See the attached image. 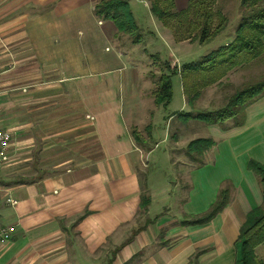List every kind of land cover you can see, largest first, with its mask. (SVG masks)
Segmentation results:
<instances>
[{
	"label": "crops",
	"instance_id": "1",
	"mask_svg": "<svg viewBox=\"0 0 264 264\" xmlns=\"http://www.w3.org/2000/svg\"><path fill=\"white\" fill-rule=\"evenodd\" d=\"M97 1H0V55L14 63L0 76V128L13 133L0 166V228L13 232L0 244V264H234L239 229L262 202L248 166L264 165V96L240 126L182 123L183 132L195 128L189 142L214 144L187 172L186 189L172 188L171 176L151 164L171 168L173 116L219 109L196 107L202 89L189 104L179 74L207 53L173 41L147 0H139L143 12L128 0L144 48H158L156 62L177 70L170 104L157 106L158 77L138 53L146 49L121 46L114 25L94 15ZM187 2L174 0L175 10ZM223 191L226 204L197 223Z\"/></svg>",
	"mask_w": 264,
	"mask_h": 264
},
{
	"label": "trees",
	"instance_id": "2",
	"mask_svg": "<svg viewBox=\"0 0 264 264\" xmlns=\"http://www.w3.org/2000/svg\"><path fill=\"white\" fill-rule=\"evenodd\" d=\"M150 13L161 25L175 34V42L180 40L198 42L200 45L211 43L224 29L226 19L218 14V22L213 28L214 15L211 11L213 0H188L187 6L180 12L175 11L174 0H147ZM242 15L234 31L232 41L211 50L199 60L183 64L179 70L183 80V88L187 95L192 92V99L199 95V89L218 83L227 73L248 65L252 61L264 57V0H240ZM94 15L100 20L111 22L119 36H127L132 44H139L140 30L131 13L128 0H98L94 6ZM194 33L191 38L182 37L185 32ZM189 35V33H187ZM165 74L157 80L154 103L166 108L171 101V78L176 69H170L163 64ZM201 87V88H200ZM264 96V80L236 91L229 96L225 104L214 111L192 113H179L176 116L186 121L193 120L205 125H219L230 121L235 127L240 126L244 120L245 109L251 103ZM188 97V96H187ZM191 104L190 100L187 101ZM137 132L132 136L138 142ZM213 141L199 138L190 141L185 147V156L188 161L197 166L203 164L202 156L213 146ZM251 170L259 179L261 185L262 202L251 210L239 229L235 243L236 259L234 264H264L257 261L254 249L264 242V165L255 162L249 163ZM140 209L145 210L149 199L141 196ZM226 204V193L223 191L209 214L202 217L197 223L208 221Z\"/></svg>",
	"mask_w": 264,
	"mask_h": 264
},
{
	"label": "rangeland",
	"instance_id": "3",
	"mask_svg": "<svg viewBox=\"0 0 264 264\" xmlns=\"http://www.w3.org/2000/svg\"><path fill=\"white\" fill-rule=\"evenodd\" d=\"M0 1L3 2V0ZM133 3L137 4V8H139L142 12L145 10L143 5L139 3V0H133ZM210 7L214 15L213 23H211L212 27L214 28L218 22V18H217L218 14L224 16V18L226 19V24L224 25V29L221 31V33L211 43H209V45L208 44L204 46L200 45L201 47L199 48L198 51L200 52V55L209 53L211 50H214L220 45H222L223 42L225 41L232 40L234 37V31L238 25V22L240 21L243 12L240 4V0H213ZM175 11L180 12L181 10L180 11L175 10ZM166 30L171 35L173 41H175L174 38L177 31L175 30L171 32L168 29ZM187 33H189V35ZM187 33L185 32L183 35H181L182 37L178 36V38H191L192 35L194 34L192 33V31H189ZM140 35H141V40L139 44L142 46V48H144L143 40H142L144 36L141 34V32ZM119 43L121 44V46H125L126 48L131 47L130 45H133L131 40L127 36H122V38H120ZM134 45H138V44H134ZM161 46H163V44ZM144 49L146 50L144 51L138 50V53L139 54L141 53L140 61L143 60L149 65V68H146V70L149 71V75L154 74L155 76H157L158 77L157 80H158L159 76L165 74L166 72L164 70V67H162L163 64H168L169 62L166 61L159 63L156 62L157 58H155V56L157 55L154 53L155 52L154 50H159L158 48L151 49V47L150 48L148 47ZM145 51L146 54L149 55V59L147 60L145 59L146 57V54H144ZM200 58H201L200 56L199 58L197 57V59ZM257 60H254L251 63H249L248 67H245L247 65H243L238 68L236 67V69H233V71L227 73L226 76L223 77L218 83H213L203 88L200 87L203 90V95H202L203 100H201L202 102L198 101L197 103L199 102L200 103L197 104L196 107L204 108L208 104H210V106L212 104L220 108L225 104L227 98L236 91L245 88L247 85H252L261 80H264V57H261ZM201 91L199 92V95ZM208 92H210L209 95H207ZM192 98H193L192 92L188 93L187 101L190 100L191 104L193 102ZM189 121L193 122V120H189ZM187 122L188 121H186V123ZM182 123L183 120L179 119V117L175 115L166 124L168 125L166 130L167 144H169L170 147L169 149L171 150L172 162L171 165L169 164L171 168L163 167V165L157 166L156 163H152L151 168L156 170L159 167L160 170H164L167 175L171 176V180H173V183H171L172 188L175 186L176 183L178 184L179 189L180 190L182 189L184 191L186 189L185 176L192 167L196 166L195 163L188 161V158L184 154L186 144L189 143V140L191 139L190 137L192 135L191 133H193V130H195V128L191 126V123H189L190 126H187V129L183 132V130H181L180 128L182 126ZM181 134L184 135V138H182L181 141H179ZM162 146L163 144L161 145L159 144V149H157L155 152H159ZM256 250H258L257 254H256ZM254 254L258 262L264 263V242L260 243L255 247Z\"/></svg>",
	"mask_w": 264,
	"mask_h": 264
},
{
	"label": "built area",
	"instance_id": "4",
	"mask_svg": "<svg viewBox=\"0 0 264 264\" xmlns=\"http://www.w3.org/2000/svg\"><path fill=\"white\" fill-rule=\"evenodd\" d=\"M1 48H3L4 51L3 53H5L6 55L10 54L8 48L5 45L1 46ZM13 68H14V63L9 62L7 64H4L0 55V76H2L5 72L12 70ZM12 140H13V133L8 129L5 130L0 128V166L6 164L9 160L8 153ZM8 202L11 205L16 204V202L11 199H9ZM12 232H13V228H8V227L0 228V244L5 243L10 238Z\"/></svg>",
	"mask_w": 264,
	"mask_h": 264
}]
</instances>
